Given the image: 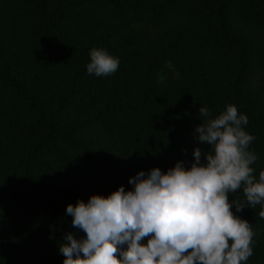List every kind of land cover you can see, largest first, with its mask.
<instances>
[{
  "label": "trees",
  "instance_id": "1",
  "mask_svg": "<svg viewBox=\"0 0 264 264\" xmlns=\"http://www.w3.org/2000/svg\"><path fill=\"white\" fill-rule=\"evenodd\" d=\"M92 48L118 70L88 74ZM228 104L248 117L258 179L264 0H0V264H63L65 235L85 236L69 203L190 166L210 148L195 139L200 107ZM262 209L236 213L255 232L247 264H264Z\"/></svg>",
  "mask_w": 264,
  "mask_h": 264
},
{
  "label": "clouds",
  "instance_id": "2",
  "mask_svg": "<svg viewBox=\"0 0 264 264\" xmlns=\"http://www.w3.org/2000/svg\"><path fill=\"white\" fill-rule=\"evenodd\" d=\"M89 55L88 74L108 76L119 68V58L105 49ZM199 113L206 119L195 139L210 148L194 147L190 166L177 161L166 171L141 170L129 177L131 190L121 185L67 205L72 226L85 236L65 235L63 264H247L255 232L236 213L264 204V170L257 179L251 166L255 136L242 127L248 117L234 104L214 118L207 107ZM241 187L245 200H230ZM259 215L264 218V209Z\"/></svg>",
  "mask_w": 264,
  "mask_h": 264
}]
</instances>
